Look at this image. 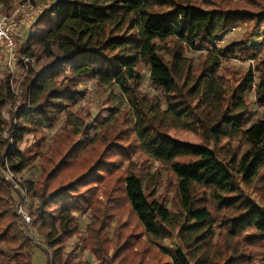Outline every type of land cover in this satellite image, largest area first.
Segmentation results:
<instances>
[{
    "label": "trees",
    "instance_id": "obj_1",
    "mask_svg": "<svg viewBox=\"0 0 264 264\" xmlns=\"http://www.w3.org/2000/svg\"><path fill=\"white\" fill-rule=\"evenodd\" d=\"M17 1L0 0V13ZM200 1L59 0L19 39V51L26 47L36 63L22 84L13 122V113L9 123L2 118L14 98L4 69L0 81V136L4 126L13 134L11 145L0 137V163L16 174L32 159L17 144L31 128L51 127L60 107L77 102L81 82L112 84L135 96L128 128L98 152L80 155L68 130L33 157L40 169L28 183L36 201L29 215L43 239L46 264H72L79 247L97 264H264V111L253 118L252 108L264 107V0H251L260 12L206 10L202 4L214 2ZM239 25L245 32L238 42L216 46ZM235 57L254 59L255 70L222 67ZM142 66L153 95L138 91ZM168 128L200 142L175 140ZM124 135L134 137V146L120 145ZM136 150L147 169L154 167L145 182L131 165L123 170ZM16 201L0 177V249L11 254L0 257L1 264H31L35 245L15 215ZM124 210L135 230L127 229ZM86 212L85 237L67 253L62 241L79 233L76 214ZM143 234L159 252L146 242L133 244ZM165 239L174 245L159 242ZM150 252L155 256L146 259Z\"/></svg>",
    "mask_w": 264,
    "mask_h": 264
},
{
    "label": "rangeland",
    "instance_id": "obj_2",
    "mask_svg": "<svg viewBox=\"0 0 264 264\" xmlns=\"http://www.w3.org/2000/svg\"><path fill=\"white\" fill-rule=\"evenodd\" d=\"M42 1V0H41ZM59 0H47L48 3L51 5H55ZM63 1H70V0H63ZM83 1V0H81ZM197 3H201L200 0H195ZM212 2H207L206 4H202L203 9H210L214 7L221 6L222 10H225L230 7H234L239 11H255L260 12L261 8L255 2L251 0H212ZM23 30L20 33V40L21 42L26 39V36L31 34L30 30H27L25 33ZM245 32V26L239 25L229 32L224 33L221 38L216 42L217 47H227L231 43L238 42L242 35ZM260 42L259 38L255 40ZM20 42V41H19ZM20 42V43H21ZM22 52L26 55V47H23ZM196 52H188L186 53L187 56L193 55L195 57ZM261 54L264 56V44L262 43V51ZM1 57V53H0ZM259 55L256 56V59ZM4 62L0 58V81L3 77V67ZM231 65L233 67H237L239 71L246 70L250 67L252 70H255L257 62H254V59H241V58H228L226 59L222 67ZM143 68V77H142V85L138 88V91L148 93L149 95H153L155 91L150 87V83L148 80V69L146 66H142ZM256 82V78L254 80ZM23 89V87H22ZM77 89L82 93L81 98L74 104L70 105H63L56 111V121L51 127L44 128L42 131H36L34 128H31L30 133H26L22 137V141L17 144L16 149L18 151H26L28 157H32L30 160L29 166L25 169V171L21 173L11 174L9 171L5 170L4 162L0 163V177L2 180L10 187V190L17 194V201L14 204V212L17 217H19V221L23 231L26 233L27 237H30V241L32 245L34 244L33 239H37L39 241L38 246L35 247L31 251V264H46L45 253L43 252V248H45L43 239L38 236L35 229L32 227V219L30 222V226L24 225L21 221L20 216H18L17 212V205L21 201V197H19L18 191L14 187L18 186L20 181V187L27 191V202L24 206V211L29 215V211L33 210L36 206V201L30 198L29 193V185L28 183H32L37 180V176L39 173V161L40 159H33L35 155L44 153L51 145V142L54 138L59 137L60 135L66 134L65 132L71 130L72 140L80 145V152L79 154H84L86 151L93 150L95 153L98 152L100 144L103 142H110L113 139L118 138L120 133L126 131L129 124V118L131 117V113L134 112V103L133 100L135 96L132 94H126L123 91L119 90L117 86L108 84L104 86H96L94 81H84L81 82ZM253 89L251 88V91ZM23 93L21 89H19L18 94L13 95L14 98L12 101L7 103L2 109V118L4 121L9 123L10 114L13 113L14 117L11 118V122L15 121V114L16 109L21 101L20 95ZM137 94V91H136ZM249 98L253 101L252 95H249ZM255 112L253 114V118L260 117L263 114L264 107L258 106L257 104H253L252 107ZM3 132L1 134V139L8 138L9 144H12L13 134L12 132L7 131L6 126L3 128ZM73 133V134H72ZM167 134L174 138L175 140L181 141L183 143H190V144H197L200 140L193 134L182 131L176 130L172 128L167 129ZM134 137L132 135H124L122 141L119 142L120 145L131 144L134 146L133 143ZM12 147V146H11ZM98 148V149H97ZM13 148H10V151ZM9 151V150H8ZM2 150L0 149V154ZM91 165V164H90ZM131 165L133 169V173L142 178L145 182L154 171V167L147 169L148 167L145 166L144 158L141 157L139 151L136 150L130 158V162H126L124 164L123 170L125 167ZM3 166V167H2ZM19 179V181H18ZM103 188L100 189L102 191ZM162 192L161 188H158V193ZM101 195V192H99ZM169 207V204L167 205ZM123 216L122 219L125 222H129L127 225V229L135 230V225L133 220L130 218L129 213L124 210L122 211ZM76 219L79 224V233L76 236H73L69 239H63L62 243L64 246L65 252H70L72 246L75 243H78L85 237V229L87 224L89 223V213H78L76 214ZM116 220H113L110 227L107 229L109 237H111L113 233V229L116 225ZM171 229L174 231L175 225L172 221L169 222ZM137 233V231H136ZM146 242L150 247L151 251L159 252V248L157 247L156 243L148 240V238L143 234L142 238L137 239L133 244ZM162 245L172 246L174 245L173 241L170 240H163L159 241ZM136 246H134L135 248ZM137 249V247L135 248ZM0 257L3 259H9L11 254L9 252L0 249ZM112 250H109V256L111 255ZM151 256H155L154 253L150 252L146 259H149ZM161 259V257H158ZM78 260L85 261L88 264H97L94 257L90 254L89 251L81 249L79 247L73 255L72 264L77 262ZM1 262V261H0ZM1 264V263H0Z\"/></svg>",
    "mask_w": 264,
    "mask_h": 264
},
{
    "label": "built area",
    "instance_id": "obj_3",
    "mask_svg": "<svg viewBox=\"0 0 264 264\" xmlns=\"http://www.w3.org/2000/svg\"><path fill=\"white\" fill-rule=\"evenodd\" d=\"M50 5L47 0H18L7 13H0V58L5 64L3 68L13 95L18 94L19 89L22 90V84L30 68H34L36 63L33 57L19 51L18 37L23 30H30L34 22L50 8ZM3 166L11 174H15L6 161ZM20 183L18 186L14 185L20 190L18 194L21 197L17 212L24 225L30 226V216L23 210L27 202V191L20 187ZM32 240L35 245L39 244L37 239L32 238Z\"/></svg>",
    "mask_w": 264,
    "mask_h": 264
}]
</instances>
